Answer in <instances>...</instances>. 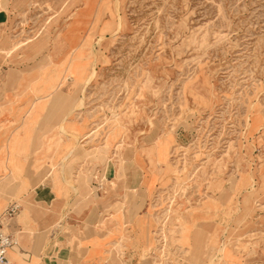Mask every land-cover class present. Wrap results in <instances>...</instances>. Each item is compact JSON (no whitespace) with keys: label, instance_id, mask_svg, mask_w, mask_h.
Returning <instances> with one entry per match:
<instances>
[{"label":"rangeland","instance_id":"374dc122","mask_svg":"<svg viewBox=\"0 0 264 264\" xmlns=\"http://www.w3.org/2000/svg\"><path fill=\"white\" fill-rule=\"evenodd\" d=\"M21 13L0 35V85L16 79L0 106H39L65 158L85 140L155 176L148 241L125 228L109 247L139 264H264V0H29ZM51 132L44 152L61 149Z\"/></svg>","mask_w":264,"mask_h":264},{"label":"crops","instance_id":"0c3cea01","mask_svg":"<svg viewBox=\"0 0 264 264\" xmlns=\"http://www.w3.org/2000/svg\"><path fill=\"white\" fill-rule=\"evenodd\" d=\"M28 1L0 0V35L8 30L12 18L22 14ZM5 51L0 36V76ZM15 80L7 82V88L0 85V104L12 93ZM40 110L23 102L13 110L0 106V217L10 206L18 207L16 216L4 220V231L15 241L7 254L8 263L139 264L134 250L122 253L109 246L119 241L125 228L148 241L149 221L144 211L155 176L132 167L125 159L119 164L108 160L106 153L92 152L94 147L85 140L73 141L72 154L65 158L67 144L54 134L60 127L42 125ZM14 115L19 121L12 124ZM45 128L52 129L50 137L55 135L59 151L53 147L44 152L41 146L46 141L41 135ZM16 135L12 158L18 163V175L9 165L10 141ZM29 140L34 147L30 151L26 149ZM37 160L53 165L58 181L49 173L51 168L38 169L35 164L36 170L30 169ZM28 178L36 179L37 184L23 186L20 179Z\"/></svg>","mask_w":264,"mask_h":264},{"label":"built area","instance_id":"2783aa9c","mask_svg":"<svg viewBox=\"0 0 264 264\" xmlns=\"http://www.w3.org/2000/svg\"><path fill=\"white\" fill-rule=\"evenodd\" d=\"M16 205L10 206L3 217H0V264H9L7 254L9 249L15 244L14 238L4 231V220L13 217L17 212Z\"/></svg>","mask_w":264,"mask_h":264},{"label":"bare ground","instance_id":"6f19581e","mask_svg":"<svg viewBox=\"0 0 264 264\" xmlns=\"http://www.w3.org/2000/svg\"><path fill=\"white\" fill-rule=\"evenodd\" d=\"M57 82L56 81V76H51V77H49L48 79H47V81H45V83L44 84H46V85H48V86H50V82ZM58 83V82H57ZM49 173L51 174V175H53V179L55 180V175H54V172H53V168L51 167V169H50V171H49ZM4 179H5V177H4ZM4 181V180H3ZM4 183V182H3ZM5 184V183H4ZM3 186V185H2ZM3 192V191H2ZM4 215V214H3ZM3 215H2V217H3ZM16 216V215H15Z\"/></svg>","mask_w":264,"mask_h":264}]
</instances>
